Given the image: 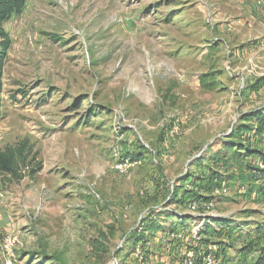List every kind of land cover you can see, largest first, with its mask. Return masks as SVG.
I'll use <instances>...</instances> for the list:
<instances>
[{
	"label": "rangeland",
	"instance_id": "obj_1",
	"mask_svg": "<svg viewBox=\"0 0 264 264\" xmlns=\"http://www.w3.org/2000/svg\"><path fill=\"white\" fill-rule=\"evenodd\" d=\"M263 2L26 0L4 25L0 148L26 138L29 149L20 179L0 172V264H186L188 250L194 264L208 250L223 264L264 258V204L236 184L212 208L232 218L229 233L198 240L191 219L179 236H147L146 258L134 235L202 184L205 149L240 113L264 107Z\"/></svg>",
	"mask_w": 264,
	"mask_h": 264
},
{
	"label": "trees",
	"instance_id": "obj_2",
	"mask_svg": "<svg viewBox=\"0 0 264 264\" xmlns=\"http://www.w3.org/2000/svg\"><path fill=\"white\" fill-rule=\"evenodd\" d=\"M25 3L26 0H0V77L1 66L12 43L4 25L13 15H18L22 12ZM263 133L264 107L240 113L239 121L226 135V138H221L217 141L218 148L211 149L212 147L210 146L204 151L205 157L201 156L206 161V163L201 164L206 167V172L201 176V179H203L201 180L203 181L202 184H198L196 190L183 191L178 197L174 196L171 198L172 201L170 198L168 201L177 203L185 201L186 206L189 201L194 200L208 202L215 200V195L212 196L215 189L222 186L229 188V184H236V186L240 187L246 185V189L254 191V196L260 197L264 204V150L256 144ZM28 149L29 144L26 138L20 140L17 144L0 148V172L20 179L22 177L20 163L24 161ZM259 163L262 166H259ZM191 219L201 221L200 223L199 221L195 222L201 224L196 231V236L198 240L205 239L206 241H210V238H203L200 235H205L204 233L210 235L213 233L212 231H220V234L229 233L233 229L232 223H234L231 220L232 218L218 214L216 216L199 215L195 218L191 215L176 213L173 210H154L139 225L138 230L142 233L136 232L134 234L139 239L136 245L141 248L142 257L146 258L143 251V242L147 240V236H152L159 230L165 231L167 228L165 235L179 234L173 225L184 229L189 225ZM166 224L170 225L166 227L164 226ZM261 228L262 237H264V227L259 225L258 229ZM227 243H229V246L231 245L230 242ZM222 244L224 243L219 242V245ZM93 246L96 249H101L96 243ZM215 254L217 256V253ZM263 259L262 256H259L256 264L262 262ZM223 263L221 262L220 264Z\"/></svg>",
	"mask_w": 264,
	"mask_h": 264
},
{
	"label": "built area",
	"instance_id": "obj_3",
	"mask_svg": "<svg viewBox=\"0 0 264 264\" xmlns=\"http://www.w3.org/2000/svg\"><path fill=\"white\" fill-rule=\"evenodd\" d=\"M263 6H264V2H263ZM174 130H176V128H174ZM137 160L135 159H132V162H127V161H124L123 164H119L118 165V168L120 169V171H123L127 168L130 167V165L132 164H135ZM259 166H262L260 163H259ZM245 187L242 186L241 189H244ZM227 192L226 188L224 186H222L221 188H217L213 191V195L216 196L217 195H220L222 193H225ZM215 205V200H210L208 202H204V201H197V200H194V201H189L187 203V207L188 209L193 212V213H196V212H199V211H202L204 212L205 214H208V215H212V216H216L217 214H215L213 211H212V208L214 207ZM172 236H179L178 233H175V234H171ZM135 256L136 257H142V253H141V248L139 246H136L135 248ZM186 264H194L193 261H194V254L191 250H188L186 253ZM220 257L216 256L215 252L213 251H206L203 256H202V262L201 264H220ZM259 264H264V259L262 262H260Z\"/></svg>",
	"mask_w": 264,
	"mask_h": 264
},
{
	"label": "crops",
	"instance_id": "obj_4",
	"mask_svg": "<svg viewBox=\"0 0 264 264\" xmlns=\"http://www.w3.org/2000/svg\"><path fill=\"white\" fill-rule=\"evenodd\" d=\"M260 148V147H259ZM264 150V149H263ZM201 160H202V158H201ZM244 189H241V187L240 186H238L237 185V188L240 190H242V191H239V190H237V192H245V189L247 188L246 187V185H244ZM228 189H230V188H228ZM182 192H180V194H181ZM180 194H178L177 195V197L180 195ZM240 194V193H239ZM170 198V197H169ZM168 198V199H169ZM172 203H174V204H176V202H171V203H169L167 206H163L162 208H158V209H155V210H173L174 212H176V213H181V214H184V215H191V216H193L192 214V212L191 211H189V210H187V211H183V212H179V211H177L175 208H169V207H172L173 206V204ZM176 205H179V204H176ZM195 215H197V216H204V215H206L204 212H202V211H199V212H196L195 213ZM197 216H194V217H197ZM193 223H194V221H193ZM166 225H170V224H166ZM172 227V226H171ZM173 227H174V229H176L180 234H181V232L183 231V230H185L187 227H185L184 229H181V227L180 226H175V225H173ZM168 229V228H167ZM166 229V230H167ZM164 232H166V231H164ZM163 232V233H164ZM198 238V237H197ZM246 264H249V261H246Z\"/></svg>",
	"mask_w": 264,
	"mask_h": 264
}]
</instances>
